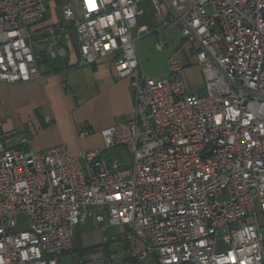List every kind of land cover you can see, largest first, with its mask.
<instances>
[{"label": "built area", "instance_id": "built-area-1", "mask_svg": "<svg viewBox=\"0 0 264 264\" xmlns=\"http://www.w3.org/2000/svg\"><path fill=\"white\" fill-rule=\"evenodd\" d=\"M58 1L0 0V81L43 79L39 65L63 54L72 26L77 64L111 57L117 76L130 78L133 110L100 129L101 148L75 154L64 143L22 147L36 126L5 131L0 115V264H60L88 216L103 231L122 228L102 243L121 244L130 259L99 246L93 259L103 264H264V0ZM51 2L64 23H45ZM143 2L155 25H138ZM175 26L202 93L186 89L178 52L167 75L140 69L136 38ZM39 113L50 122L49 108ZM118 146L127 164L104 155Z\"/></svg>", "mask_w": 264, "mask_h": 264}, {"label": "crops", "instance_id": "crops-1", "mask_svg": "<svg viewBox=\"0 0 264 264\" xmlns=\"http://www.w3.org/2000/svg\"><path fill=\"white\" fill-rule=\"evenodd\" d=\"M142 6L152 8L149 2H143ZM142 17L146 22L140 24L155 25L159 21H151V18L145 15L140 18ZM135 33L134 28L133 34ZM61 44L65 48L63 54L48 58L39 65L43 79L37 80L33 77L29 81H0L2 129L22 133L26 123L31 121L37 128L36 133L28 145L20 146L34 151L45 150L60 143H64L74 154L81 150L101 148L103 143L100 129L125 120L132 113L134 94L130 86V78L117 76L111 57L93 64L78 65L75 31L72 26H68L64 32ZM188 52L192 64L199 67L192 53ZM200 73L202 74L201 69ZM185 87L193 92L186 84ZM200 91H204L203 86ZM195 92L199 93V91ZM43 107L49 108L52 113L49 123H45L39 113V109ZM84 127L92 131L81 138L78 136V131ZM9 142L19 144L16 137H11ZM257 223L264 236V214L257 215ZM111 227H115L116 230L109 232L107 227L103 231L93 217L88 216L75 228L73 247L71 252H68L72 253L73 257L68 264L74 263L77 257H82L86 264H103L93 259L100 250L99 246L102 247L105 256L127 253L126 248L117 242L102 243L105 234H114L122 230L120 226ZM84 248L91 249L81 254L79 250ZM127 255L126 260L130 259V254ZM63 256L59 257L60 264H65L62 261ZM107 264L124 263L120 258H115Z\"/></svg>", "mask_w": 264, "mask_h": 264}, {"label": "rangeland", "instance_id": "rangeland-1", "mask_svg": "<svg viewBox=\"0 0 264 264\" xmlns=\"http://www.w3.org/2000/svg\"><path fill=\"white\" fill-rule=\"evenodd\" d=\"M61 1L62 0H59V2ZM144 15L145 17L151 18V21L159 20V17L155 15L152 8H144ZM141 22H146L144 17H142V19L139 17L138 25ZM45 23H64L60 5L55 6L54 3H50ZM135 51L139 58L140 69L152 77L167 75L169 72L168 59L174 52H178L184 66L182 70L184 83L191 91H199V93H202L200 90L203 86V76L200 73V68L192 64V59L188 52L189 45H187L183 39L179 27H172L165 32L142 33L141 36L136 38ZM104 155L108 159H111V156H115L125 164H127L129 160V154L125 146H118L110 151L106 150ZM107 229L109 232L116 230L115 227L111 226H108ZM63 255V263H71L73 254L65 253Z\"/></svg>", "mask_w": 264, "mask_h": 264}, {"label": "trees", "instance_id": "trees-1", "mask_svg": "<svg viewBox=\"0 0 264 264\" xmlns=\"http://www.w3.org/2000/svg\"><path fill=\"white\" fill-rule=\"evenodd\" d=\"M59 3H60V2L58 1V4H59ZM90 249H91V248L80 249L79 252H80L81 254H83V253H85V252H89Z\"/></svg>", "mask_w": 264, "mask_h": 264}]
</instances>
